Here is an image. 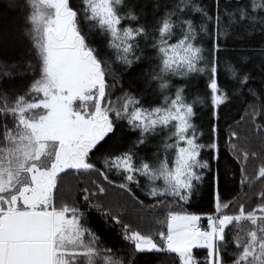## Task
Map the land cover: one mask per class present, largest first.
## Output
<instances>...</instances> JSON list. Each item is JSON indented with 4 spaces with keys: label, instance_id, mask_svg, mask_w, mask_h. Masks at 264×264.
Instances as JSON below:
<instances>
[{
    "label": "snow or ice",
    "instance_id": "obj_1",
    "mask_svg": "<svg viewBox=\"0 0 264 264\" xmlns=\"http://www.w3.org/2000/svg\"><path fill=\"white\" fill-rule=\"evenodd\" d=\"M15 7L35 67L29 62L22 92L0 95V264H137L160 254L174 264H264V191L254 206L226 196L237 174L243 186L264 182V162L249 177L257 153L239 146L231 126L222 146L213 123L247 88L245 115L264 135V88L249 87L251 74L232 64L225 67L233 83L218 78L229 29L264 36V0L231 8L225 0H155L151 19L134 0ZM138 71L144 89H125L124 73ZM200 76L206 91L190 98ZM201 106L207 132L195 122ZM67 175L89 178L80 188L84 206L60 198ZM109 186L140 210H158L147 215H163L161 227L126 223L101 199ZM204 190L210 209L191 211ZM92 210L119 226L127 258H114L91 225Z\"/></svg>",
    "mask_w": 264,
    "mask_h": 264
},
{
    "label": "trees",
    "instance_id": "obj_2",
    "mask_svg": "<svg viewBox=\"0 0 264 264\" xmlns=\"http://www.w3.org/2000/svg\"><path fill=\"white\" fill-rule=\"evenodd\" d=\"M134 2L137 3V11H140L141 6L146 4L147 7L144 8V11L151 19L155 0H134ZM161 2L163 3L164 0H161ZM238 2L244 3L247 0H225V3L230 8ZM15 4L16 0H0V95L5 92L9 94L22 92L33 76L32 69L28 67L29 62L35 67L31 46L28 40L21 35L22 14L17 10ZM224 23L227 24V18H225ZM229 32L230 34L224 42V52L221 56V67L218 76L220 82L222 84L233 83L225 67V64H232L241 70L248 71L252 76L249 87L259 91L264 88V71L261 70L264 56L260 52L264 48V36H261L259 32L249 36L245 32L244 25L229 29ZM241 36L244 38L241 39ZM244 57L248 58L247 62L242 59ZM206 82L207 76H200L194 79L189 89L190 98L203 94L206 91ZM122 83L125 89L129 85L138 91L145 87L143 77L139 75V71L132 76L124 73ZM119 87L120 85L118 84L117 91L111 96L113 101L121 94L118 91ZM252 99L247 88H245L243 95L234 98L228 107L223 108L218 122L213 118V123H218L221 128L222 146L228 137L229 127L231 126L232 130L239 133V146L250 152L257 153V158L251 159L247 165V175L249 177L254 176L260 164L264 162V135H260L254 130L251 120L245 115V109L248 108V104L252 102ZM198 111L199 117L195 122L207 132L210 119L208 108L207 106H201ZM92 178L95 177L93 176ZM240 179V175L237 174L235 182L229 185L226 196L237 200V202H244L248 206H254L258 194L264 191V182L253 180L251 184L243 186L240 184ZM81 185H89V178L77 175L65 176L62 181L60 198L67 200L69 203L76 201L79 205L84 206L83 198L80 195ZM101 199L105 205L121 212L123 220L131 224L134 229L154 232L161 227L158 221L164 219L163 215H147L149 211L158 212V210H140L136 208L127 194L117 188L109 186L107 194ZM146 203L148 202L146 201ZM210 207L207 190H204L196 196L190 210L196 212L208 211ZM89 218L92 227L113 248L115 252L114 258H127L132 253L131 248L127 247L120 239L119 226H114L111 222L105 223L95 210L90 212ZM137 264H174V262L171 256L160 254L140 256Z\"/></svg>",
    "mask_w": 264,
    "mask_h": 264
}]
</instances>
